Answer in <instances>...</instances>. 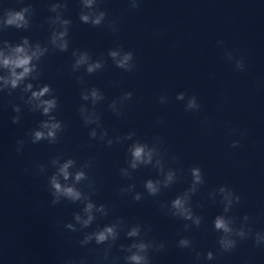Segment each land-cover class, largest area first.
Returning a JSON list of instances; mask_svg holds the SVG:
<instances>
[{
	"label": "water",
	"instance_id": "95a60500",
	"mask_svg": "<svg viewBox=\"0 0 264 264\" xmlns=\"http://www.w3.org/2000/svg\"><path fill=\"white\" fill-rule=\"evenodd\" d=\"M50 2L0 0V12L7 8L19 10L29 4L34 9L29 30L8 28L0 33V39L15 44L27 36L33 42L46 44L51 32L47 20L55 15L49 11ZM100 7L108 13L107 20L105 25L92 27L79 19L80 0H68L65 18L72 20L69 51H51L41 63L42 75L38 83L50 84L55 90L59 97L56 115L66 126L57 144L47 141L32 144L27 134L44 117L28 111L20 100L19 90L12 96L0 94V264H62L63 260L71 258H87L89 264H95L98 254H102L105 246L91 244L81 247L78 240L82 234L64 229L63 224L72 221L73 213L80 211L81 206L67 201L55 206L51 204L47 179L54 169L49 166L47 175L37 174L38 165H49V161L61 153L78 163L93 159V166L87 170L98 189L93 199L111 209L107 218H98L87 231H93L97 224L102 226L122 217L129 225L142 223L146 229L151 226L148 239H154V197L145 193V199L135 202L131 195L122 196L120 190L134 182L136 191L144 192V182L155 180V169L140 168L134 173V181L122 178L119 170L126 166L127 148L132 141L109 148L99 140L90 139V128L84 126L78 111L80 105L86 103L81 99L82 87H96L106 97L97 105V111L109 137L135 132L134 139L153 143V75L146 0H140L138 10L130 7L129 0H100ZM113 20L119 29L116 32L106 27ZM117 47L134 53L137 65L134 72H124L107 58L108 51ZM75 49L88 51L94 59L103 57L107 60L105 68L93 75H87L83 70L73 73L72 51ZM77 76H84L86 85L82 86ZM125 92H132L133 99L122 109L124 115L117 116L108 104ZM14 104H21L23 109L19 124L12 123L11 118L16 115L12 110ZM20 139L26 143L23 152L18 153L16 146ZM131 243L132 240L121 233L120 240L112 249V256L121 257L118 264H124V253L120 252L119 245ZM153 258L154 252L152 264Z\"/></svg>",
	"mask_w": 264,
	"mask_h": 264
},
{
	"label": "clouds",
	"instance_id": "9594fccd",
	"mask_svg": "<svg viewBox=\"0 0 264 264\" xmlns=\"http://www.w3.org/2000/svg\"><path fill=\"white\" fill-rule=\"evenodd\" d=\"M81 11L79 19L83 24L92 27L105 25L108 13L100 7V0H80ZM132 9L140 8V0H129ZM68 9V0H51L49 11L55 13L48 17L47 23L51 28L50 36L46 44L33 42L27 36L20 42L12 43L6 39H0V94L6 93L12 96L14 92H21L20 100L28 107L32 113H40L44 119L38 122V126L32 129L27 135L32 144H38L47 141L49 144H57L61 134L65 131V124L58 119L56 113L59 109V97L50 84H40L42 75L41 63L51 51L67 52L70 48V28L72 20L65 18V11ZM34 9L29 4L16 10L15 8L3 9L0 12V33L8 28L17 30H29L32 26V17ZM106 27L112 32L118 31L117 22L109 21ZM222 43V42H221ZM73 62L72 72L78 73L83 70L87 75H93L105 68L107 60L103 57L94 59L86 50L75 49L72 51ZM229 60L235 61V69L243 71L245 63L243 58L236 59L231 52H227ZM107 58L112 61L115 67L124 72L132 73L136 70L135 55L132 51H126L123 47L110 49ZM77 81L86 85L84 76H77ZM81 99L86 103L80 105L78 111L85 127H89L88 133L90 139L99 140L111 148L114 144H122L125 141H132L127 148V158L124 167L120 168V175L129 181H134V173L142 167H152L157 170V179H147L144 184V192L136 191V184L130 183L121 188V195H131L135 202L145 199L147 196L157 197L164 189L171 188L180 180L177 169L167 167L165 160L166 150L162 146L160 137H155L153 143L149 144L139 139H134L135 132H129L123 136L117 135L109 137L108 130L101 123V115L97 111V105L105 101L103 92L96 87H82ZM133 99L132 92H125L117 99H113L108 108L117 116H123L122 109ZM178 101H184L185 111H199L200 103L195 95L188 96L181 92L176 96ZM160 103H167V96L159 97ZM12 123L19 124L23 115L21 104L13 105ZM163 123V120H157V124ZM202 123H207L202 122ZM95 125V127H92ZM243 134V133H242ZM26 141L20 139L17 141L16 151L23 152ZM233 148L239 146V141H233ZM170 159L176 162L177 157L172 155ZM93 159L84 163L72 157H65L62 153L54 156L49 165H38V173L47 175L49 166L52 174L48 176L47 186L52 197L51 204L59 205L64 201L71 204L80 205V211L73 213V219L64 223L65 230L71 233H81L82 238L78 240L81 247H87L91 244L105 246L102 254H98L95 264H118L121 257L112 256V249L116 247L120 240L121 233L126 238L132 240L131 244L119 245L120 252L124 253L122 259L124 264H152V253L165 250L166 244L155 239H148V233L152 231L151 226L147 229L142 223L129 225L122 218L117 217L109 224L99 225L93 231H87L98 218H107L111 209L107 204H98L93 196L98 189L95 181L89 176L88 169L93 166ZM29 171V169H25ZM192 180L190 186L171 202H160L159 208L166 215L185 221L184 231H190L192 228H200L203 223V217L195 211L192 200L199 191L201 185L205 183L204 173L200 167L189 169ZM84 185L85 187H81ZM85 188L87 190H85ZM217 193L220 196V203L223 205V212L217 215L213 220V230L219 233L218 244L220 252H233L241 241L253 240L258 248L264 247V231H254L248 224L250 217L245 215L243 222L237 226L236 217L230 215L233 208L241 202V197L228 186H221L218 190L210 193V198L215 202ZM203 207V205H200ZM59 223V222H58ZM177 247L181 249H190L195 251L194 244L188 236H182L177 241ZM213 261L216 254L208 251L205 254L195 253V264H200V260ZM62 264H89L87 258H71L63 260Z\"/></svg>",
	"mask_w": 264,
	"mask_h": 264
}]
</instances>
